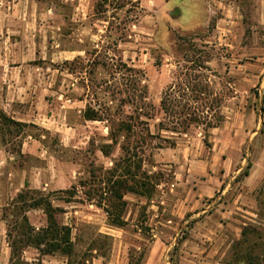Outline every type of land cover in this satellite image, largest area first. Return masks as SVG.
<instances>
[{"label": "rangeland", "instance_id": "1", "mask_svg": "<svg viewBox=\"0 0 264 264\" xmlns=\"http://www.w3.org/2000/svg\"><path fill=\"white\" fill-rule=\"evenodd\" d=\"M131 1L139 4L141 12L140 10L127 12L132 8V4L119 10L115 9L114 7H119L116 3L123 4V0L113 1L112 6H106L104 12L98 10L100 0H0V6L7 7L17 4L33 8L56 7L57 10L62 11L59 17L50 18L51 14L47 13L30 15L29 29L31 32L38 34L39 37L40 35L45 37L46 41L57 39L66 47L85 49L84 55L81 56V64L64 63L56 58L53 62L38 60L34 63L39 66L38 68L47 70V74L52 75L50 82L54 87L60 88L59 94L47 95L53 104L52 108H64L62 103L64 96H67L64 94L65 87L72 86V83L85 85L88 83V78L94 79L97 83L111 79L110 70L102 67L94 68L92 74L88 73L92 70L88 62L94 61L96 57L94 51L97 49L101 57L105 54L114 57V61L109 63L117 64L121 61L129 67L144 71L146 75L144 82L149 94L148 100L155 107V117L150 120V123L152 131H156V125L164 116L160 104L163 91L176 80L184 67L192 65L184 61L185 55L193 60L200 57L198 53L190 49L192 43L197 46L202 44L207 46L206 51L211 56L208 65L219 75L213 77V81L218 90L229 94L223 107L226 117L236 113L242 107V103L247 107H252L255 103L259 107L260 101L255 102L254 100V97L259 95L258 87L244 95L237 93L235 87L238 76L236 74L238 63L236 40L240 31L243 36L245 34V37H250L252 34L257 0ZM37 16L40 17L39 21H37ZM191 17L198 21L191 23ZM50 23L53 24L51 26L56 24V30H50ZM50 36L53 38L50 39ZM72 71L75 72L71 73ZM102 89L104 90L105 87L96 89L98 103H108L115 107L117 101L112 102L110 93H105ZM92 91L89 92V99L95 105L96 100ZM76 120V116H72L71 122H76ZM60 126L61 124L59 126L55 124L51 128L43 129L35 125H27L18 128L0 119V149L14 154L13 165L18 169L43 166L46 168L45 177L48 180L55 179L52 168L56 167L59 161L78 164L73 183L88 177L87 171H89L91 161L96 162L97 166L111 165V159L102 158L96 150L100 137L106 134L103 124L96 126L90 124L86 130L82 128V132L76 131L70 134H64ZM211 132L210 138L206 137L201 127H194L182 135L163 132L164 136L173 138L179 143L175 152L168 150L154 153L153 159L156 166L153 171L165 172L167 183L161 184L156 196L150 202L133 195L126 197L129 205L125 214L128 225L125 228L116 231L108 228L106 214L96 206L66 204L57 201L55 205L64 210V213L59 215L60 221L73 225L74 233L80 239L78 249L84 250L86 242L92 238L91 235L95 237L99 231H102V233L114 235L113 240L109 241L105 261L112 260L113 253L116 251L117 263L145 264L153 242L159 240L163 247V243L166 245L165 252L161 253L160 263L176 264L179 245L188 237V231L196 220L190 217L197 213L202 217L212 210L207 208L211 200L203 199L206 203L204 208L187 216L184 212L186 200L194 199L198 184L204 183L207 179H210L211 184L218 182V180H211L205 168L207 163L204 161H209L211 151H213L212 171L214 174L219 175L225 171L226 163L220 155L221 149L224 151L223 141H217L213 136V131ZM69 135L73 137V142L70 146H65L67 142L65 138ZM29 136H32L34 142L46 150L45 155L39 157L22 154V145ZM91 139L94 142L93 146L89 144ZM207 140L211 141V147L206 145ZM217 143L219 145H216ZM118 155L119 150H116L111 157L115 158ZM223 155L224 159H228L226 153ZM229 160L232 159H228L230 164ZM242 160L243 168L232 179L233 184L242 180L251 165L249 149L244 150ZM68 172L73 174L71 170ZM192 173H194L193 176ZM8 178L6 174L0 181V193H4V199L10 202L12 193ZM215 197L218 198L219 194ZM221 198L224 199L223 196ZM260 201L258 213L264 218V183ZM30 217L38 225L45 220L42 211H33ZM252 229L249 233V240L244 245L245 250L253 251L256 256L264 255V221L256 225L255 229L258 232ZM160 242L158 245H161ZM149 264H153V259Z\"/></svg>", "mask_w": 264, "mask_h": 264}, {"label": "crops", "instance_id": "2", "mask_svg": "<svg viewBox=\"0 0 264 264\" xmlns=\"http://www.w3.org/2000/svg\"><path fill=\"white\" fill-rule=\"evenodd\" d=\"M40 13L51 14L50 18H55L61 16L62 11L52 6L46 8H33L20 4L8 7L0 6V110L17 122L35 125L43 129L61 124L60 128L65 132L64 134L76 133V131L80 133L82 128L86 130L90 124H95V126L103 124V129L106 131L104 137H106L108 129L104 123L86 120L83 117L84 110L90 103L85 85L72 83V86L65 87L64 94L67 96H64L62 103L65 109L52 108L53 104L47 95L59 94L60 88L54 87L50 82L52 75L47 74V70L38 68L39 66L34 63L38 60L53 62L54 58L64 63H70L83 56L85 49L66 47L57 39L46 41L45 37L33 34L29 29L30 15H39ZM36 18L39 21L40 17ZM253 18L254 26L250 37H245V34L243 36L240 31L236 40V58L238 60L236 74L238 76L235 87L236 92L243 95L251 93L254 88L258 87L259 95H256L254 100L255 102L260 101V105L258 107L254 103L252 107H247L242 103V107L236 113L225 116L220 127L212 130L214 138L217 141H223L224 151L221 149L220 155L226 163L225 171L219 175L214 174L212 171L213 151H211L209 161H204L207 163L205 168L210 174L211 180H218V182L211 184L210 179H207L204 183L198 184L194 199L186 200L184 212L187 216L204 208L206 203L203 199L211 200L207 208L212 210L202 217L199 216V213L190 217L196 218V220L188 231V237L179 245L176 264H252L244 255V252L248 250H245L244 247L243 232L244 229L255 228L261 221H264V218L258 213L261 204L260 193L264 183V0H257ZM197 21L198 19L190 18L191 23ZM51 24L49 25L50 30H56V24L54 26ZM51 38L53 37L50 36ZM71 94H75V96H71ZM72 116H76V122H71ZM72 138L70 135L65 138L67 140L65 146L71 145ZM25 141L22 145V154L39 157L46 154V150L41 148L38 143L36 144L32 136L27 137ZM178 144L174 148H165L156 152L168 150L175 152ZM246 149H249L251 165L242 180L233 184L232 179L243 168L242 157ZM97 151L104 159L112 158L105 157L101 151ZM224 153L228 159H232L229 160L230 164L228 159H224ZM13 163L14 154L0 149V181L6 174L9 176L11 201L25 188L26 182L31 189L48 193L68 189L73 184V180L76 178L75 173L78 170V164L74 162L59 161V164L56 163V167L52 168L55 179L48 180L45 177L47 175L46 168L43 166L18 169ZM68 170L73 171V174H70ZM73 175L75 176L73 177ZM193 175L194 173H192ZM217 194H219L218 198L215 197ZM10 202L4 199V193H0L1 264H8L11 255L6 240L7 224L3 219V208ZM32 212L29 213V217ZM204 212H206L205 209ZM30 221L38 228L47 225L46 216L39 225L34 223L31 217ZM106 226L112 231L120 229L108 223ZM111 237L114 238V235ZM159 242V240L153 242L145 264H149L151 259H153V264H161V253L165 252L166 245L163 243V247L161 242V245H158ZM113 255L110 261H105L106 257H95L91 264H123L122 262L117 263L116 251ZM24 256L29 261H36L39 258V253L35 249H28ZM41 262L42 264H67V258L61 255H48L42 257Z\"/></svg>", "mask_w": 264, "mask_h": 264}, {"label": "trees", "instance_id": "3", "mask_svg": "<svg viewBox=\"0 0 264 264\" xmlns=\"http://www.w3.org/2000/svg\"><path fill=\"white\" fill-rule=\"evenodd\" d=\"M113 1L100 0L98 10L104 12L106 6H112ZM116 4L119 5L114 7L117 10L128 4H132V8L127 12L142 10L138 3L131 0ZM206 48L205 44H190V49L200 57L193 60L185 55L184 61L192 65L184 67L176 80L163 91L160 104L164 116L156 125V131L151 128L150 120L155 117V107L148 100L144 71L129 67L121 61L117 64L109 63L114 61V57L107 54L101 57L95 49L96 57L94 61L88 62L92 68L88 73L92 74L94 68L102 67L110 70L111 79L99 83L94 79H87L85 87L88 96L93 90L92 95L96 103L93 105L90 102L87 105L83 117L86 120L102 122L108 129V135L100 137L96 150L101 151L105 157H111L116 150H119V155L111 158V165L108 167L97 166L96 162L91 161L87 171L88 177L80 179L65 190L45 193L31 189L26 182L25 188L3 208V219L7 224L6 240L11 251L8 264H42V257L48 255L65 256L67 264H91L95 257H106L112 237L102 233H97L95 237L91 235L92 238L86 242L85 249L79 250L80 239L74 235L72 225L60 221L59 215L64 213V210L57 207L55 201L94 205L103 210L109 225L118 228L128 225L125 214L129 202L126 197L133 195L150 202L161 184L167 183L165 172L153 171L156 166L153 157L158 150L176 147L177 142L164 136L163 132L182 135L194 127H201L206 137L210 138L211 131L220 127L225 120L223 107L229 94L216 87L213 77L219 75L208 65L211 56ZM72 63L81 64V57ZM104 87L102 91L110 93L111 101H117L115 107L108 103H98L96 89ZM229 91L231 93L230 89ZM0 114V119L6 123L18 128L27 126L11 119L2 110ZM93 145L92 139L90 146ZM206 145L211 147V141L207 140ZM246 174L247 172L244 176ZM32 211L44 213L47 220L45 227L38 228L31 223L29 213ZM251 229L252 227L244 229L245 244L249 240ZM252 230L258 232L255 228ZM28 249L38 251L39 258L36 261L25 258L24 253ZM244 255L252 264H264V255L256 256L250 250L244 252Z\"/></svg>", "mask_w": 264, "mask_h": 264}]
</instances>
